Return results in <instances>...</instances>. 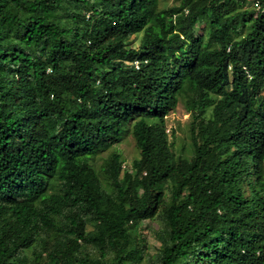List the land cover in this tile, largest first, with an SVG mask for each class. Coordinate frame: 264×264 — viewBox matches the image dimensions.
I'll use <instances>...</instances> for the list:
<instances>
[{"label": "trees", "instance_id": "1", "mask_svg": "<svg viewBox=\"0 0 264 264\" xmlns=\"http://www.w3.org/2000/svg\"><path fill=\"white\" fill-rule=\"evenodd\" d=\"M144 259L264 264V0H0V264Z\"/></svg>", "mask_w": 264, "mask_h": 264}, {"label": "rangeland", "instance_id": "2", "mask_svg": "<svg viewBox=\"0 0 264 264\" xmlns=\"http://www.w3.org/2000/svg\"><path fill=\"white\" fill-rule=\"evenodd\" d=\"M179 0H160V6L171 5L178 3ZM255 6V5H254ZM141 37V33L132 35L130 40L133 46H137ZM191 121L190 112L188 111L186 104L182 98H180L174 108L168 111L165 115L166 131L174 141V150L178 153L189 154L190 152V136L189 125ZM115 150L121 154L123 159V165L126 168L131 166L134 159L139 157V148L137 147L134 138L130 132L123 135L119 142L114 143L109 149L100 152L95 160L97 164H100L102 160L108 155L109 151ZM158 220H142L140 223L141 232L145 235L147 252L152 253L154 247L157 245V241L153 235V230L158 227ZM154 245V247H153ZM140 264H147V260L144 259Z\"/></svg>", "mask_w": 264, "mask_h": 264}, {"label": "built area", "instance_id": "3", "mask_svg": "<svg viewBox=\"0 0 264 264\" xmlns=\"http://www.w3.org/2000/svg\"><path fill=\"white\" fill-rule=\"evenodd\" d=\"M135 64H137V61H135Z\"/></svg>", "mask_w": 264, "mask_h": 264}]
</instances>
